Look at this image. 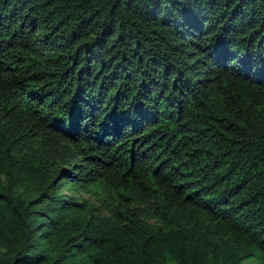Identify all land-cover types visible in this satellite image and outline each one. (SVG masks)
Segmentation results:
<instances>
[{"label": "trees", "instance_id": "obj_1", "mask_svg": "<svg viewBox=\"0 0 264 264\" xmlns=\"http://www.w3.org/2000/svg\"><path fill=\"white\" fill-rule=\"evenodd\" d=\"M264 264V0H0V264Z\"/></svg>", "mask_w": 264, "mask_h": 264}, {"label": "rangeland", "instance_id": "obj_2", "mask_svg": "<svg viewBox=\"0 0 264 264\" xmlns=\"http://www.w3.org/2000/svg\"><path fill=\"white\" fill-rule=\"evenodd\" d=\"M242 264H252V262H249V263L243 262Z\"/></svg>", "mask_w": 264, "mask_h": 264}]
</instances>
